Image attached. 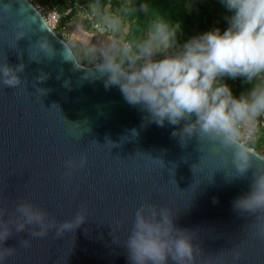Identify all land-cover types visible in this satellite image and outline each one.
<instances>
[{"label":"water","instance_id":"95a60500","mask_svg":"<svg viewBox=\"0 0 264 264\" xmlns=\"http://www.w3.org/2000/svg\"><path fill=\"white\" fill-rule=\"evenodd\" d=\"M21 20L25 35L16 41ZM40 37L52 45V56L33 44ZM65 46L76 58L30 0H0V61L24 65L19 84H0L3 218L22 200L45 209L57 224L78 211L84 215L60 234L52 228L30 236L32 226L13 232L4 241L15 246L6 264H130L127 235L146 202L168 207L202 255L223 251L231 260L238 251V264H264L258 219L233 208L264 155L251 148L253 164L236 174L230 153L217 142L196 133L181 141L172 131L183 121L158 125L118 86L106 87L104 76L86 73L94 65L65 59ZM81 155L85 163L66 173L65 161Z\"/></svg>","mask_w":264,"mask_h":264},{"label":"clouds","instance_id":"9594fccd","mask_svg":"<svg viewBox=\"0 0 264 264\" xmlns=\"http://www.w3.org/2000/svg\"><path fill=\"white\" fill-rule=\"evenodd\" d=\"M219 3L226 10L223 29L213 26L180 40V21L170 24L157 19L138 41L112 38L91 45L87 54L99 62L91 70L87 68L86 73L104 76L106 87L118 86L129 104L146 110L149 119L158 125L165 121L178 125L183 121L172 131L174 136L179 134L181 141L196 133L217 142L230 153L235 173L243 175L255 156L245 141L253 139L255 120L264 115V0ZM2 6L9 7L6 3ZM140 7L144 9L145 5ZM17 24L16 41L25 35V21ZM107 25L113 32L121 30L118 16L110 17ZM33 44L45 55H53L46 37ZM62 55L81 67L66 46ZM23 67V63L13 66L0 61V84H19ZM238 77L249 87L234 94L227 79ZM86 159V155L78 160L67 159L66 173L82 166ZM233 208L257 218L256 233L264 236V163L255 164L250 187L234 198ZM4 216L5 209L0 208V264H6L15 253V246L4 244L13 232L32 226L30 236H44L52 228L60 234L84 219L78 211L57 224L45 209L29 200L20 201L14 214L6 219ZM173 216L164 205L146 202L137 207L126 239L130 264H238V251H232L231 260L223 251L215 256L202 255L191 233L175 225ZM21 242L27 245L29 240Z\"/></svg>","mask_w":264,"mask_h":264},{"label":"trees","instance_id":"16d2710c","mask_svg":"<svg viewBox=\"0 0 264 264\" xmlns=\"http://www.w3.org/2000/svg\"><path fill=\"white\" fill-rule=\"evenodd\" d=\"M69 0H31L35 3H56L62 2L66 4ZM75 4L88 5L91 3L96 4L98 8L97 16L93 12L96 20H101L106 14L107 7L111 15L118 16L121 20V30L119 36L122 41H138L142 39L151 23L157 19H163L170 24L176 21L181 22L182 33L179 35V39H186L188 36L208 29L213 26H219L223 29L226 26L225 14L226 10L219 3V0H70ZM141 4L145 5V8L140 7ZM191 7V11L188 8ZM78 12V13H77ZM112 17V16H111ZM77 20H75V19ZM77 23L76 27L80 29V24L87 23L82 19L79 10H75L70 17L63 19L66 22L71 37L76 43L82 45L96 44L101 42L100 36L98 39L93 37V34L82 30L71 29V24ZM98 34V33H97ZM101 35V34H99ZM103 36V35H102ZM118 39V38H117ZM78 62L86 64L77 48H72ZM227 79V78H226ZM232 87L234 94H239L243 89L249 87V85L241 83V79H227ZM264 118V116H263ZM258 138L249 143L248 145L258 151L261 155H264V125L261 126Z\"/></svg>","mask_w":264,"mask_h":264},{"label":"built area","instance_id":"2783aa9c","mask_svg":"<svg viewBox=\"0 0 264 264\" xmlns=\"http://www.w3.org/2000/svg\"><path fill=\"white\" fill-rule=\"evenodd\" d=\"M31 1V0H30ZM33 3V2H32ZM34 4V3H33ZM37 10L41 13L46 24L71 48L77 46L76 41L71 37L66 22L63 19H67L77 9L80 11L82 19L91 24L93 30L101 35H111L112 30L108 28L107 23H102L100 20H96L93 12H90L83 4H75L68 1L66 4L62 2L56 3H35ZM82 10V11H81ZM98 63L95 60H91L90 63L83 65L92 66ZM264 115L258 116L255 120V130L253 133V139L245 141L247 144L255 141L258 138L261 126L264 125ZM251 148V147H250Z\"/></svg>","mask_w":264,"mask_h":264},{"label":"crops","instance_id":"0c3cea01","mask_svg":"<svg viewBox=\"0 0 264 264\" xmlns=\"http://www.w3.org/2000/svg\"><path fill=\"white\" fill-rule=\"evenodd\" d=\"M75 19V18H74ZM75 20H77V19H75ZM75 22V21H74ZM77 23H74V24H71V29H72V31L73 30H77L78 28L76 27L77 25H76ZM82 27L80 28V29H78V30H82V31H84V28L86 29V32H88V33H91V34H93V37L95 38V39H98V36H100V38L102 39V40H108V39H112V38H118L119 40H121V38H120V36H119V33H116V32H113L111 35H99V34H97L94 30H93V28H90V25L88 24V23H84V24H80ZM101 40V41H102ZM90 47V44L89 45H82V44H79V43H77V46L75 47V48H77V51H78V53L81 55V56H83L84 58H85V54H87V50H88V48ZM86 59V58H85ZM98 61V60H97ZM99 62V61H98Z\"/></svg>","mask_w":264,"mask_h":264},{"label":"rangeland","instance_id":"374dc122","mask_svg":"<svg viewBox=\"0 0 264 264\" xmlns=\"http://www.w3.org/2000/svg\"><path fill=\"white\" fill-rule=\"evenodd\" d=\"M70 1V0H69ZM86 6V8H88V10L90 11V12H94L95 14H96V16H97V12H98V8H97V6H96V4H94V3H91V4H88V5H85ZM82 11V10H81ZM78 13V12H77ZM79 13H80V11H79ZM111 16H113V15H111V13H110V11H109V8L107 7V9H106V14L102 17V19L100 20L102 23H107V21L109 20V18L111 17ZM75 23V22H74ZM88 23V22H87ZM89 25H90V28H92V26H91V24L90 23H88ZM113 33V32H112ZM125 41V40H124ZM92 42H90V44H91ZM87 52V51H86ZM86 58V59H85ZM85 58H82L83 60H84V62L85 63H90V61L91 60H95V62L97 61V59H94V58H92V57H90L88 54H85ZM262 129V128H261ZM261 129H260V131H261Z\"/></svg>","mask_w":264,"mask_h":264}]
</instances>
